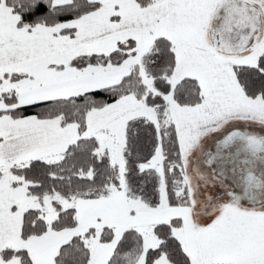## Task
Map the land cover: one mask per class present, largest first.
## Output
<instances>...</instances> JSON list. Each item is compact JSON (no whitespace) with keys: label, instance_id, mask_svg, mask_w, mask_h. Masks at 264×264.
<instances>
[{"label":"snow or ice","instance_id":"obj_1","mask_svg":"<svg viewBox=\"0 0 264 264\" xmlns=\"http://www.w3.org/2000/svg\"><path fill=\"white\" fill-rule=\"evenodd\" d=\"M0 264H264V0H0Z\"/></svg>","mask_w":264,"mask_h":264}]
</instances>
